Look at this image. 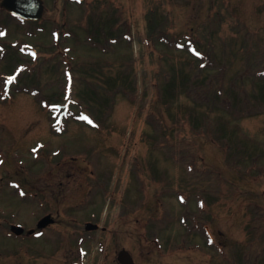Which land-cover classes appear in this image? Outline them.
<instances>
[{"label": "rangeland", "instance_id": "1", "mask_svg": "<svg viewBox=\"0 0 264 264\" xmlns=\"http://www.w3.org/2000/svg\"><path fill=\"white\" fill-rule=\"evenodd\" d=\"M3 45L0 264H264V0L0 7Z\"/></svg>", "mask_w": 264, "mask_h": 264}, {"label": "water", "instance_id": "2", "mask_svg": "<svg viewBox=\"0 0 264 264\" xmlns=\"http://www.w3.org/2000/svg\"><path fill=\"white\" fill-rule=\"evenodd\" d=\"M1 6L22 17L32 19L39 18L43 11V4L41 0H2ZM50 222V217L46 216L39 221L38 227H44ZM96 227V225L90 223L86 225L87 229H93ZM12 230L17 234L23 231V229L18 226H12ZM30 232L31 231H29V233ZM117 257L122 264H133L132 258L126 250H121Z\"/></svg>", "mask_w": 264, "mask_h": 264}, {"label": "snow or ice", "instance_id": "3", "mask_svg": "<svg viewBox=\"0 0 264 264\" xmlns=\"http://www.w3.org/2000/svg\"><path fill=\"white\" fill-rule=\"evenodd\" d=\"M198 54V53H197ZM81 119H88L87 117H81ZM89 123H92L91 120H88Z\"/></svg>", "mask_w": 264, "mask_h": 264}, {"label": "trees", "instance_id": "4", "mask_svg": "<svg viewBox=\"0 0 264 264\" xmlns=\"http://www.w3.org/2000/svg\"><path fill=\"white\" fill-rule=\"evenodd\" d=\"M150 39V38H149ZM196 57V56H195ZM199 59V58H198ZM207 85V84H206ZM211 85H212V83H211ZM231 263H232V261H231Z\"/></svg>", "mask_w": 264, "mask_h": 264}]
</instances>
